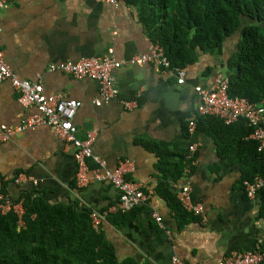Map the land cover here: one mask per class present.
I'll return each instance as SVG.
<instances>
[{
  "label": "crops",
  "instance_id": "1",
  "mask_svg": "<svg viewBox=\"0 0 264 264\" xmlns=\"http://www.w3.org/2000/svg\"><path fill=\"white\" fill-rule=\"evenodd\" d=\"M238 38V33L227 37L221 51L213 55L197 49V59L183 69L181 84L174 69L126 62L114 71L116 96L95 105L96 80L49 71L48 66L109 52L124 61L149 54L160 45L148 35L136 6L125 0L116 6L99 0H11L0 11V51L6 64L20 78L40 81L47 94L80 100L73 119L75 136L83 139L93 133L92 152L106 161V169L129 161L132 170L127 178L142 182L150 195L138 205L134 219L114 226L108 214L117 212L112 210L118 205V191L109 182L93 178L99 164L87 161L88 182L78 186L74 146L58 138L52 127L40 125L0 142V172L7 196L16 199L28 192L50 203L106 211L99 229L116 257L141 264H170L174 255L188 264H217L235 251L264 248L258 199L246 196L239 182L234 128L196 119L200 100L195 87H211L216 76L227 77L226 64ZM124 102L133 104L127 107ZM35 112L34 106L18 102L8 80L0 83V126H17ZM190 120L195 122L192 131ZM183 159L191 163V170H183L173 180L169 170L176 171L174 162L182 164ZM20 173L25 177L17 183L14 179ZM165 180L178 200L182 188L190 187V202L202 205L206 219L196 216L181 224L167 196L158 192Z\"/></svg>",
  "mask_w": 264,
  "mask_h": 264
},
{
  "label": "trees",
  "instance_id": "2",
  "mask_svg": "<svg viewBox=\"0 0 264 264\" xmlns=\"http://www.w3.org/2000/svg\"><path fill=\"white\" fill-rule=\"evenodd\" d=\"M125 1L136 6L148 35L164 49L171 69H184L194 62L197 49L212 55L220 52L224 40L238 33L236 50L226 64L228 94L264 106V0ZM196 117L198 121L214 120L221 127L234 128V158L241 169L239 182L247 196L243 181L262 178L254 197L259 203L258 217L264 218V149L248 137L252 127L243 117L232 123L215 116ZM156 153L162 155L158 149ZM174 163L176 171L169 170L173 180L183 170H191V163L184 159L182 164ZM167 172L168 169L163 175ZM167 182L159 184L158 192L167 196L179 222L184 224L196 217L168 190ZM12 201L21 202L22 223L12 210L0 211V264H141L133 258L116 257L103 232L92 227L88 208L50 203L28 192ZM136 207L108 214V220L116 227L124 226L136 217L141 208ZM258 264H264V260Z\"/></svg>",
  "mask_w": 264,
  "mask_h": 264
},
{
  "label": "built area",
  "instance_id": "3",
  "mask_svg": "<svg viewBox=\"0 0 264 264\" xmlns=\"http://www.w3.org/2000/svg\"><path fill=\"white\" fill-rule=\"evenodd\" d=\"M11 0H0V11L6 9ZM106 1L116 6L119 0H99ZM132 64H151L156 67L170 70V62L160 46H156L149 54L141 53L132 56L128 61L116 59L111 52L103 56H91L78 59L76 61H63L60 63H51L48 66L49 71H61L77 79H94L99 85V94L93 99L95 105L109 101L117 93L115 87L114 71L124 63ZM177 72V83L181 84L185 80L183 69H174ZM8 80L17 93V100L24 106H34L36 112L25 117L17 126H0V142L6 141L16 133L27 129H34L40 125L52 127L55 135L61 140L71 143L74 148V157L77 164L75 180L78 186H84L88 182L89 159L95 160L99 164V169L93 171V178L100 181L109 182L118 191V205L113 207L112 211L130 210L138 205L145 204L150 190L145 189L142 182L132 181L127 178V174L132 170L129 161H120L115 169H106V161L92 152V142L94 135L89 132L83 139L75 136L76 126L73 123L77 109L81 101L66 97L60 93L47 94L44 91L43 84L40 81H32L20 78L5 62L0 51V83ZM196 92L199 97V104L196 109V115L215 116L224 120L225 123H232L239 117L247 120L248 125L252 127L249 138L259 144V149H264V106L256 105L244 97L230 96L228 94V77L216 76L211 87L197 86ZM264 102V99L263 101ZM132 102H124V105L130 107ZM195 122H188V129L193 130ZM190 150L194 145H190ZM101 169V170H100ZM24 174L20 173L15 177V182H21ZM5 178L0 172V211L6 213L10 210L19 217V223H22L21 215L23 208L21 202L13 203L12 199L3 191ZM263 180L257 176L253 181L244 180L243 185L249 198H254L256 191L262 186ZM190 187L184 186L179 193V200L183 207L202 221L206 215L202 205H194L189 198ZM106 211L100 212L97 209L90 208V219L92 227L97 231L101 222L106 217ZM154 219L161 225L160 217L154 213ZM264 260V248L259 250L235 251L227 257L222 258L217 264H258ZM170 264H188L174 255Z\"/></svg>",
  "mask_w": 264,
  "mask_h": 264
}]
</instances>
